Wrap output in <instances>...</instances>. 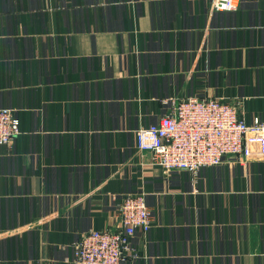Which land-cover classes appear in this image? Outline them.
<instances>
[{"label":"crops","instance_id":"1","mask_svg":"<svg viewBox=\"0 0 264 264\" xmlns=\"http://www.w3.org/2000/svg\"><path fill=\"white\" fill-rule=\"evenodd\" d=\"M187 95L264 122V0H0V108L21 127L0 145V264H74L128 193L152 215L128 264H264V133L194 173L136 146Z\"/></svg>","mask_w":264,"mask_h":264},{"label":"built area","instance_id":"2","mask_svg":"<svg viewBox=\"0 0 264 264\" xmlns=\"http://www.w3.org/2000/svg\"><path fill=\"white\" fill-rule=\"evenodd\" d=\"M240 0H213L216 8L233 10ZM21 132L20 119L9 107L0 108V145H11ZM264 122H247L237 107L214 96L171 98L170 107L156 124L136 130V146L151 153L153 164L166 170L197 172L220 164L226 155L258 150ZM117 228L91 229L75 242L74 264H128L137 256L129 244L137 230L151 228V211L143 194H125Z\"/></svg>","mask_w":264,"mask_h":264}]
</instances>
